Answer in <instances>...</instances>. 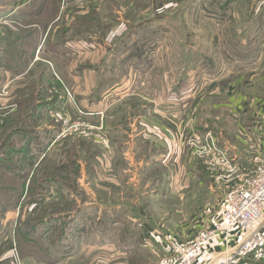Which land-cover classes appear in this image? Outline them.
<instances>
[{"label": "rangeland", "instance_id": "obj_1", "mask_svg": "<svg viewBox=\"0 0 264 264\" xmlns=\"http://www.w3.org/2000/svg\"><path fill=\"white\" fill-rule=\"evenodd\" d=\"M18 1L0 0V264H169L235 176L191 134L239 174L264 162V125L243 134L264 116V0Z\"/></svg>", "mask_w": 264, "mask_h": 264}, {"label": "built area", "instance_id": "obj_2", "mask_svg": "<svg viewBox=\"0 0 264 264\" xmlns=\"http://www.w3.org/2000/svg\"><path fill=\"white\" fill-rule=\"evenodd\" d=\"M188 142L194 155L212 157L205 161L209 167L214 168L216 158L228 175L235 176L229 180L218 218L189 242L175 243V258L169 264H250L248 257L264 246V162L239 174V167L212 139L191 134Z\"/></svg>", "mask_w": 264, "mask_h": 264}, {"label": "crops", "instance_id": "obj_3", "mask_svg": "<svg viewBox=\"0 0 264 264\" xmlns=\"http://www.w3.org/2000/svg\"><path fill=\"white\" fill-rule=\"evenodd\" d=\"M30 1L31 0H24V2H23V0H19L18 2H16L17 3V6H16V8L15 9H17V11H19L20 9H22V8H24L26 5H28L29 3H30ZM263 4H264V2H263ZM19 9V10H18ZM210 87V85H208V88ZM195 100H197V99H195ZM264 100V99H263ZM192 104V103H191ZM219 106V105H218ZM174 116L172 113H170L169 114V116ZM261 117V121H256L255 123H254V125L255 126H253V127H251L250 129H249V131H247V130H245L244 131V135H246V138L248 137V135H250V134H254L255 135V133L257 134L256 135V139H254L253 140V143L252 144H255L256 145V141H257V138L259 137V136H261V128H262V126L261 125H264V116L263 115H259L257 118H260ZM164 123H165V121H163ZM244 127V126H243ZM156 130H158V132H155ZM241 130V129H240ZM239 130V131H240ZM155 131H154V133L156 134V135H158V137L156 138V148H160L161 147V141L163 140L164 141V145H165V147H168L170 150L172 149V145H171V140L169 139V138H167V137H165V129H164V127H162V124H161V126L158 128V129H155ZM242 131V130H241ZM241 131H240V133H241ZM143 132H145L144 131V129H143ZM258 132H260V133H258ZM261 137H264V136H261ZM162 139V140H161ZM177 142V141H176ZM228 150H229V148H228ZM236 161V160H235ZM204 165V164H203ZM205 166V168H206V170L208 171V169H209V166L208 165H204ZM66 238H65V236H64V238L62 239V240H65ZM5 240V241H4ZM6 242H7V239H6V237H3V241L0 239V254H5L7 251H9L10 249H12V243L10 242L9 243V247H6ZM14 246L16 247V243L14 244ZM173 247V246H172ZM263 248H264V246H263ZM70 252H69V254H68V257L66 256V255H61V256H59V259L57 260V261H59V263H66V262H68V260H70L71 258H69V256L70 255H72L73 253H74V249L72 248V249H68ZM64 251H67V249H65ZM3 254V255H4ZM10 253H8L6 256H8ZM255 254V253H254ZM254 254H252V255H254ZM21 255H23V256H29V255H25V254H23L22 252H21ZM251 255V258H250V264H264V260H263V258H261V259H258L257 258V256H252ZM66 256V257H65ZM1 257V256H0ZM29 257H31V256H29ZM23 260H27L26 258H23ZM29 262V261H28Z\"/></svg>", "mask_w": 264, "mask_h": 264}, {"label": "trees", "instance_id": "obj_4", "mask_svg": "<svg viewBox=\"0 0 264 264\" xmlns=\"http://www.w3.org/2000/svg\"><path fill=\"white\" fill-rule=\"evenodd\" d=\"M37 2H39L38 5H36ZM47 2H48L47 0H33L28 5H26L24 8H22L20 10V13H22V14L26 13V14H29L30 16L36 15V13H42L43 14L44 13L43 11L50 13L53 10V6H51V4L46 5ZM36 41H37V39H36ZM15 66H16L15 69L17 70L18 67H17V65H15ZM11 67H13V66H10L9 68H11ZM0 165H2L1 161H0ZM8 200L12 201V203H16L17 197L12 195V198H11V196H9V198L6 199L5 203L9 204L7 202ZM27 231L33 232L34 229H27ZM64 236H65V232L62 233V238ZM26 238H27V236H24V237L21 236L20 237V235L15 238L16 248L18 250L20 249L23 254H25L23 250L29 251L25 255H30L29 254L30 252L35 253V252H37L36 251L37 249L39 251L41 250V251L45 252V255L47 254V251H48V244L47 243L41 242L39 239H36V242L32 241V242H34V243H32V242L26 241ZM48 242L51 244H54L53 240L48 241Z\"/></svg>", "mask_w": 264, "mask_h": 264}]
</instances>
